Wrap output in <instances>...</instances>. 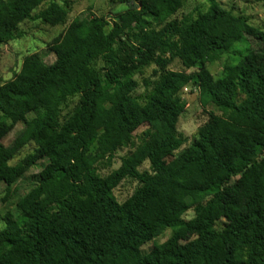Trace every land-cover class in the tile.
Here are the masks:
<instances>
[{"label": "trees", "instance_id": "1", "mask_svg": "<svg viewBox=\"0 0 264 264\" xmlns=\"http://www.w3.org/2000/svg\"><path fill=\"white\" fill-rule=\"evenodd\" d=\"M187 1L111 0L128 8L70 23L48 45L53 63L35 52L0 83L4 201L41 168L15 209L0 210V264H264V28L218 0L175 18ZM71 12L66 0H0V48L23 37V24L66 26ZM243 40L254 48L215 79L208 64ZM194 44L184 65L195 72H169ZM151 68L159 81L142 101L138 77ZM189 85L214 112L187 146L178 125ZM141 128L150 135L140 147L100 176L97 167ZM126 180L138 186L119 202Z\"/></svg>", "mask_w": 264, "mask_h": 264}, {"label": "rangeland", "instance_id": "2", "mask_svg": "<svg viewBox=\"0 0 264 264\" xmlns=\"http://www.w3.org/2000/svg\"><path fill=\"white\" fill-rule=\"evenodd\" d=\"M62 3L64 0H56ZM70 2L72 12L69 17L68 24L66 26L50 27L41 23L27 22L23 24L20 31L23 37L17 41L11 42L0 48V83L8 82L12 80L16 73H19L24 59L35 53L39 52L45 58L48 64L55 61L54 55L48 53V45L52 43L56 38L62 35L70 23L78 22L83 18H90L92 16L102 17L105 16L112 19L117 13L125 11L128 6L125 5H111V0H66ZM222 3L226 9L234 8L236 13H241L251 17V21L254 25L264 28V6L255 3L253 0H218ZM209 0H188L186 6L176 15L175 18L181 19L184 15L189 14L197 8L205 10L208 6ZM227 29L222 27L220 33H224ZM217 32V31H215ZM199 44H194L182 51L179 55V59L173 62L169 67V72L191 74L195 72L194 69H188L184 63L187 59L192 57V53L198 50ZM254 48V44L251 41L243 40L241 43L233 47L228 54L222 56L221 59L208 64L207 69L215 79L222 76L224 68L228 65H235L239 61L240 53H246ZM194 59V57H193ZM160 72L156 68L147 70L144 77H138L140 84L139 89L136 91L135 96L140 100H144L148 95H151L157 86L153 85L155 81H159ZM143 80L148 81L149 87L143 85ZM181 99L186 104V113L182 116L178 131L189 138V146L196 137L197 131L200 127L204 126L210 117V113L214 112L211 104H203L202 96L198 89L192 88L191 85L187 86L181 92ZM24 127L19 125L4 141L5 146H10L15 139L22 133ZM150 135V131L146 128H141L135 135L118 151H116L111 157H108L103 163L97 167V173L104 177L109 175L112 171L118 169L121 165L123 158L128 157L134 153L145 139ZM31 147L23 150V152L12 162L13 165L17 164L27 154L31 152ZM142 171L149 170V164L145 163ZM41 171L39 166L33 168L28 176L21 181L15 188L17 191L13 193L7 202L6 199V187L0 185V210H14L18 199L29 192L35 180L32 176L37 175ZM138 184L131 180L123 182L114 192L119 202H124L131 197L137 188ZM14 188V189H15ZM194 216L193 212H189L185 219L190 220ZM3 228V224L0 223V229ZM173 235V230L169 229L160 237L156 242L163 244L168 241ZM152 248V244L145 247L144 252L149 251Z\"/></svg>", "mask_w": 264, "mask_h": 264}]
</instances>
